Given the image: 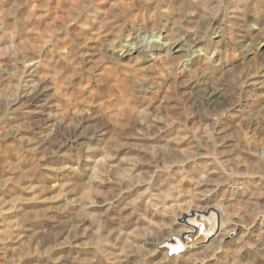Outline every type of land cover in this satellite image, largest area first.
Instances as JSON below:
<instances>
[{"label":"clouds","instance_id":"1","mask_svg":"<svg viewBox=\"0 0 264 264\" xmlns=\"http://www.w3.org/2000/svg\"><path fill=\"white\" fill-rule=\"evenodd\" d=\"M0 264H264V0H0Z\"/></svg>","mask_w":264,"mask_h":264}]
</instances>
